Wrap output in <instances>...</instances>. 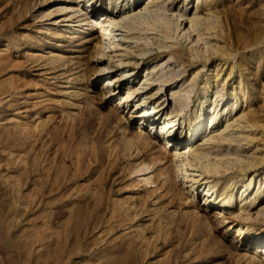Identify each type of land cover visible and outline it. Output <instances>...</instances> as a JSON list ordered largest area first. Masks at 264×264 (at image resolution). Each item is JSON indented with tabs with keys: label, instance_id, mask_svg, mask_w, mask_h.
Listing matches in <instances>:
<instances>
[{
	"label": "rangeland",
	"instance_id": "374dc122",
	"mask_svg": "<svg viewBox=\"0 0 264 264\" xmlns=\"http://www.w3.org/2000/svg\"><path fill=\"white\" fill-rule=\"evenodd\" d=\"M149 1L0 0V264H264V0Z\"/></svg>",
	"mask_w": 264,
	"mask_h": 264
},
{
	"label": "bare ground",
	"instance_id": "6f19581e",
	"mask_svg": "<svg viewBox=\"0 0 264 264\" xmlns=\"http://www.w3.org/2000/svg\"><path fill=\"white\" fill-rule=\"evenodd\" d=\"M151 1H154V0H150L149 2H151ZM197 1H199V0H197ZM183 7H180L179 8V10H180V13H179V16L180 17H183V16H185V15H187L188 13V10H189V8L188 7H186V6H184V5H182ZM198 6L199 5H197V6H195V10H197V8H198ZM195 13L193 14V16L195 15L196 16V18L198 19V17H197V15H198V11L196 12V11H194ZM200 15V14H199ZM198 15V16H199ZM166 17V16H165ZM201 17V16H200ZM162 18H163V16H162ZM167 18V17H166ZM204 18V17H203ZM168 19V18H167ZM167 19H166V22H167ZM185 19V18H184ZM186 19H187V17H186ZM193 19V18H192ZM91 26L93 27L94 25L96 26V29H98V33H97V30H96V33L94 32V33H92V35L86 40L87 42H94L95 41V46L97 47V51L100 53V54H104V51H105V49H106V47H108L106 44H105V42H104V40H106V39H109V37H110V34H111V29L109 28V24H107V21L105 20V19H101V16H99L98 15V13H96V12H93L92 13V17H91ZM161 20H163V19H161ZM164 22V21H163ZM168 23V22H167ZM178 24V23H177ZM167 25H169V24H167ZM170 27H171V25H170ZM164 33H165V35L167 36V37H170L171 35H170V33L166 30V31H163ZM171 38V37H170ZM109 70V69H108ZM123 72L124 71H127V70H122ZM109 73H107V74H110V72H112L111 70L110 71H108ZM124 74H127L126 72H124V73H122V75H124ZM106 81V82H105ZM112 82H114V79L113 78H106L105 80H104V82L102 83V85H101V87L103 88V87H106V84H109V83H112ZM128 94L129 95H127V96H131L130 94H131V91L129 90L128 91ZM152 98V96L151 95H144V96H142V97H140V99H139V102H140V104H139V106H143V105H148V107H145V108H141L140 109V113H139V115H142V116H150V117H153L154 118V116H155V114H151V113H153V112H158V111H161L163 108H165V107H161L160 106V104L161 103H158L157 101L156 102H154V103H149V101H150V99ZM121 101H122V97H120L119 98ZM114 105L115 106H117V105H119V102H116V103H114ZM169 114L170 113H166V116H167V120H168V123H171L172 121H173V118L171 117V116H169ZM214 120V119H213ZM202 121H203V118H201L200 119V121L198 122V125L194 128V129H191V130H189V132H190V134L195 130V129H197L198 130V127H199V125L202 123ZM138 130L139 131H142V128L141 127H138ZM210 132H212V131H210ZM181 144L179 145V146H176V148L172 151V160H173V167H174V170H176L177 168H178V166H177V162H176V158H178L180 155H181ZM195 150V149H194ZM218 164V163H217ZM220 164V163H219ZM217 166V165H216ZM219 166V165H218ZM214 167V166H213ZM220 167H222V166H220ZM217 168V169H216ZM215 169L217 170V171H219V169H218V167H216ZM176 191L178 192V193H180L181 195H183V194H185L186 193V191H185V187H183V186H180V185H178V187L176 188ZM207 194L208 193H210V190L208 189L207 190V192H206ZM212 194V193H211ZM210 194V195H211ZM192 200H193V198H192ZM224 205H226V204H229L230 202H229V200H223V201H221ZM204 210H207V208H204ZM253 240H257V241H255L256 243H260V242H258V240H260V241H263V239L261 238V237H256V238H254ZM263 263H264V260H263Z\"/></svg>",
	"mask_w": 264,
	"mask_h": 264
}]
</instances>
